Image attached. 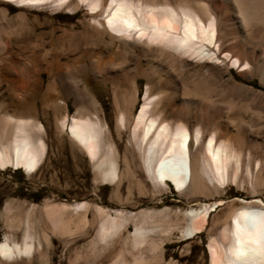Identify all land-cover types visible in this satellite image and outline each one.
Wrapping results in <instances>:
<instances>
[{
  "label": "bare ground",
  "instance_id": "1",
  "mask_svg": "<svg viewBox=\"0 0 264 264\" xmlns=\"http://www.w3.org/2000/svg\"><path fill=\"white\" fill-rule=\"evenodd\" d=\"M207 1L0 0V88L6 86L0 94L6 96L0 98V171L22 170L28 176L37 172L48 146L37 111L51 115L57 134L65 131L92 163L94 178L100 184L115 185L116 193L122 181L129 179L142 189L130 169L134 161L156 192L170 183L180 196L210 199L230 185L242 189L250 200L230 208L220 230L209 237L207 263L264 264V236L260 235L264 199L257 198L264 197V139L253 136L251 126L241 120L233 124L217 108L221 100L230 105L234 100L244 103L245 112L259 122L256 134L264 129V94L236 82L230 71L235 68L248 79L255 75L264 86V0H223L227 7L222 15H215ZM10 8L17 13L9 16ZM64 15L68 21L78 15V22L67 30L68 24L61 26L57 19ZM44 27L50 29L48 42L35 34ZM57 31L61 35L53 40ZM40 54L50 57L39 61ZM21 56L30 58L27 64ZM75 58L84 64L76 65ZM192 62L195 70L188 68ZM69 63L81 75L91 71L96 78L123 87L120 98L113 101V126L117 136H127L128 158L119 157L102 107L88 94L85 81L64 85L62 70ZM213 63L221 65L219 73L211 71ZM43 74L52 79L45 90ZM137 78L146 80L140 109L135 107ZM59 94L73 98L76 112L72 116ZM34 99L39 100L38 109ZM258 101L259 108L255 107ZM188 120L212 124L203 130L200 125L190 127ZM255 148L259 156L252 155ZM222 203L218 200L186 211L185 239L205 230L209 213ZM86 206L78 203L73 211ZM60 207L45 208V213L61 215L69 209ZM6 211L11 213L9 207ZM96 211L98 243L117 236L129 222L138 246L158 234L159 229L145 227L153 216ZM247 218L256 222L251 231L245 228ZM71 219L63 220V226L72 224ZM29 227L25 220L20 242L7 237L0 242V260L31 255L35 246Z\"/></svg>",
  "mask_w": 264,
  "mask_h": 264
},
{
  "label": "rangeland",
  "instance_id": "2",
  "mask_svg": "<svg viewBox=\"0 0 264 264\" xmlns=\"http://www.w3.org/2000/svg\"><path fill=\"white\" fill-rule=\"evenodd\" d=\"M207 3L215 15H222L227 7L223 0H208ZM9 11V16L17 13V10L13 8H10ZM30 13L36 14L33 11ZM78 18L77 15L68 21L66 20L69 19L68 15L57 17L61 26L68 24L65 28L67 30L69 26L78 22ZM227 19L231 20L232 17L228 16ZM229 22L232 23L233 20ZM49 31V28L44 27L38 29L35 34L36 36L42 35L48 42L50 40ZM73 32L77 34L81 31ZM60 35L61 32L57 31L53 40H56ZM49 57L50 55L40 54L38 60H48ZM20 59L27 64L30 58L21 56ZM73 62H78L76 65L84 64L83 59L75 58ZM193 64V62L189 63L188 68L195 70L196 67H192ZM210 69L214 73H219L221 65L216 63ZM230 71L236 82L250 86L255 91L264 94V86L260 84L255 75L248 79L239 76L238 70L235 68H231ZM62 74L66 86L73 85L78 80L85 81L88 94L102 107L108 128H110V139L116 145L119 157L128 158V154L124 151L127 136L126 134L117 136L113 126V101L120 98V91L123 87L96 78L91 71L81 75L78 68L72 63L63 68ZM41 81L42 89L45 90L47 83L52 79H49L47 74H43ZM5 87V85L1 86L0 94L4 92ZM136 89L135 107L140 109L146 91V80L137 78ZM55 92L59 93V90ZM153 92L154 89H151V93ZM5 97L4 93L0 98ZM59 98L65 101L67 113L72 116L76 112L73 98L66 99L62 94H59ZM38 102V99L32 101L37 109ZM234 102L236 100L232 101L230 105L226 100H221L217 104V108L222 110L233 124L237 125L241 120L251 126L253 136L264 139V129L260 130L258 135L256 134L258 120L242 108L246 104L237 102L234 104ZM260 105L261 102L258 101L255 107L259 108ZM90 111L93 109L90 108ZM38 114L37 117L44 123L48 140L46 156L42 165L31 176L26 175L22 170L0 171V242L5 237L13 242H20L24 231V222L28 220L30 233L34 237L35 249L28 256L29 258L13 261L0 260V264H208L209 237L216 235L226 214L233 207L238 206L239 201L250 200L246 192L234 185L222 188L220 196L210 199L180 196L170 183L160 192L153 191L151 183L135 161L130 165V169L135 174V179L141 181L142 189H138L135 180L129 179L122 181L116 193L115 185L100 184L94 178L92 163L82 150L70 142L65 131L61 135L57 134L52 116H41L37 111ZM195 122L188 120L190 127L200 125L203 130H208L212 124L206 125L204 120ZM259 152V149L255 148L252 150V155L259 156ZM257 198L264 199L263 195ZM218 200L223 203L209 213L205 230L193 239L186 240L182 234L186 226V211L197 210L203 205H213ZM78 203H85L88 207H81L74 212L73 209ZM54 205L58 209L61 208L60 206L68 205L69 209L65 211L66 214L55 215L52 213L53 217L50 218L52 214H46L45 208L54 207ZM8 207L11 213L6 211ZM97 209L107 214L112 213V216L113 211H122L125 214L142 212L146 216H153L151 221L146 222L145 227L159 229L158 234L149 236L143 245L138 246L133 243L131 236L133 225L129 222L117 236L98 243L96 233L100 217ZM58 212L61 213L59 210L56 211V213ZM80 216H84L83 221H79ZM66 218H72V224L66 223L63 226L62 221ZM141 259H143V263H140Z\"/></svg>",
  "mask_w": 264,
  "mask_h": 264
},
{
  "label": "snow or ice",
  "instance_id": "3",
  "mask_svg": "<svg viewBox=\"0 0 264 264\" xmlns=\"http://www.w3.org/2000/svg\"><path fill=\"white\" fill-rule=\"evenodd\" d=\"M129 28H131V25H128ZM256 227V222L254 218H247L245 223L246 230L251 231L253 228ZM260 235L264 236V230H261Z\"/></svg>",
  "mask_w": 264,
  "mask_h": 264
}]
</instances>
